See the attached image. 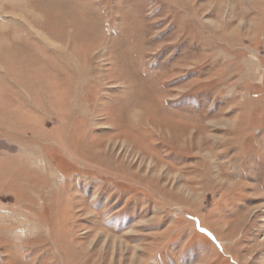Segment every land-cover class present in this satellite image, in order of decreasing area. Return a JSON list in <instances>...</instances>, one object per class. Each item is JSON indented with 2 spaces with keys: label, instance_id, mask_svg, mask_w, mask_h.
Here are the masks:
<instances>
[{
  "label": "rangeland",
  "instance_id": "rangeland-1",
  "mask_svg": "<svg viewBox=\"0 0 264 264\" xmlns=\"http://www.w3.org/2000/svg\"><path fill=\"white\" fill-rule=\"evenodd\" d=\"M0 264H264V0H0Z\"/></svg>",
  "mask_w": 264,
  "mask_h": 264
}]
</instances>
